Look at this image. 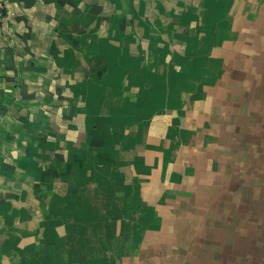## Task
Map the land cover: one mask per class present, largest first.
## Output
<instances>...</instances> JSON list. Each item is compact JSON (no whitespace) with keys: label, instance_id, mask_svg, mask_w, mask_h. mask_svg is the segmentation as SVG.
I'll return each mask as SVG.
<instances>
[{"label":"crops","instance_id":"1","mask_svg":"<svg viewBox=\"0 0 264 264\" xmlns=\"http://www.w3.org/2000/svg\"><path fill=\"white\" fill-rule=\"evenodd\" d=\"M0 4V264H264V217L252 243L221 190L264 156L229 139L264 133L245 86L264 0Z\"/></svg>","mask_w":264,"mask_h":264},{"label":"rangeland","instance_id":"2","mask_svg":"<svg viewBox=\"0 0 264 264\" xmlns=\"http://www.w3.org/2000/svg\"><path fill=\"white\" fill-rule=\"evenodd\" d=\"M257 39L258 41L255 43V48L253 49L251 56L252 66L248 68L249 71L246 77L248 84H246L247 82H245V86H249L250 88L249 93H247L246 96L247 101H249L250 103L251 113H256V122L260 123L264 120V35L261 34V37H257ZM240 113L242 112L240 111ZM245 118L250 121H252L253 119L252 117H248V115H246ZM241 123H236V125H243ZM263 123L264 121L261 125H263ZM261 129L259 131H261ZM236 131H238L237 128L235 132ZM244 133L245 132H239V134L234 135L233 129L231 130V136L234 137H230L229 139H232L234 141L233 143L235 144L236 148L244 149L245 147L243 146L246 145L248 147L247 150L249 151H254V148H257L259 151V145H261L262 143L264 145V138L260 136V134L264 135L263 131L259 133H255L253 131L249 135V139H247L246 141L247 143L244 142V139H241L244 138ZM251 135L253 136L251 137ZM261 148H264V146H262ZM255 157L258 158V155L256 154ZM222 172L223 173H221V177L223 180V186L221 190L226 194L224 204L226 206L229 205V207H231V205H234L236 207L233 208H238L233 209L235 210V212L234 215L232 214L231 216L239 217L241 221L239 225L241 226L239 228V232L241 234L243 233L247 237H250L252 243H258L259 245H261L262 236L255 235V229L259 225V223H261L262 218L264 217V213H262V215H259L257 213L249 214L248 212L243 213L241 211L245 210L243 208H246L244 207L245 203H243V197H245L248 201L250 199L248 195L245 196V191L248 192V185L255 186L256 195L264 196V156L260 157L259 155V158L255 159L254 155L252 154L247 156L242 155L237 159V161L231 162V166H225ZM222 191L220 194H222ZM236 224H239V220L236 222ZM215 226L225 227V224L215 222ZM222 232L223 230L217 229L215 233V242L221 241V243H223V241L221 240ZM253 247L255 248L256 245L253 244ZM223 254L224 253H221V255Z\"/></svg>","mask_w":264,"mask_h":264},{"label":"built area","instance_id":"3","mask_svg":"<svg viewBox=\"0 0 264 264\" xmlns=\"http://www.w3.org/2000/svg\"><path fill=\"white\" fill-rule=\"evenodd\" d=\"M6 13L4 8L2 7V5L0 4V26L1 24L4 22L5 18H6Z\"/></svg>","mask_w":264,"mask_h":264}]
</instances>
